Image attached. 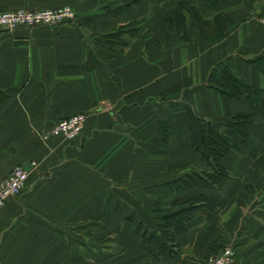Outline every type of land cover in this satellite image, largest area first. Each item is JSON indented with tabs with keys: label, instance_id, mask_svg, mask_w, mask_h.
<instances>
[{
	"label": "crops",
	"instance_id": "1",
	"mask_svg": "<svg viewBox=\"0 0 264 264\" xmlns=\"http://www.w3.org/2000/svg\"><path fill=\"white\" fill-rule=\"evenodd\" d=\"M257 1L255 11L247 4V11L235 12L240 0L215 9L236 22L216 44L202 39L186 15L190 42L179 44L166 26L168 11L188 3L203 16L197 0H141L116 16L103 8L109 0H0L6 9L68 6L75 12L56 27L0 32V179L17 165L36 163L23 193L0 211V264H93L92 241L67 235L78 225H93L94 212L109 226L118 204L153 225L159 222L151 214L156 203L167 214L172 201L195 195L165 186L175 167L180 176L206 170L191 149L185 109L241 146L225 157L230 179L209 192L216 212L198 214L185 234L174 237L185 251L175 260L134 237L112 260L104 245L105 264H203L227 244L239 250L236 264H264V112L240 140L225 124L250 112V105L207 88L212 68L230 59L237 78L264 89V75L246 62L264 54V30L256 22L264 0ZM138 20L142 29L125 47L111 52L99 42ZM78 114L91 115L83 142L41 140L45 129ZM160 124L172 134L168 142L161 140Z\"/></svg>",
	"mask_w": 264,
	"mask_h": 264
},
{
	"label": "trees",
	"instance_id": "2",
	"mask_svg": "<svg viewBox=\"0 0 264 264\" xmlns=\"http://www.w3.org/2000/svg\"><path fill=\"white\" fill-rule=\"evenodd\" d=\"M167 0H153L156 4H162ZM203 6V16L198 12L196 6L188 3H179L168 11L166 24L174 31V36L179 42H188V33L185 25L186 15H189L197 27L202 39L210 43L220 42L226 37L228 19L223 13H216L215 9L223 5L227 0H197ZM141 0H109L104 5V10L110 16H116L133 6L138 5ZM142 20L133 21L127 25L120 26L98 38L99 42L106 45L114 52V47L123 48L127 45L126 38L134 37L141 28ZM126 37V38H124ZM228 60V59H227ZM230 60V59H229ZM249 65L264 75V54L246 61ZM218 63L214 66L207 78V88L217 91L221 96L231 100L245 99L250 105V112L239 113L232 116L226 123V127L237 138H247V127L253 123L258 111L264 112V89H259L237 78L231 70L230 65ZM185 119L188 122V132L191 146L199 155L200 160L206 167L201 172H191L168 181L165 186L172 193H184L190 190L198 191L183 203L172 201L168 206L170 212L164 214L162 205L156 203L152 213L159 215V222L154 230H150L142 221H139L134 230V235L145 244L155 247L157 254L167 261L175 260L182 254L180 246L174 242L173 236H181L187 232V224L198 214L212 215L217 210L216 201L209 192L230 179L224 160L230 152H239L240 143L218 130L213 124L204 122L191 110L185 109ZM159 129L166 137L168 130L162 124ZM134 217L126 220L133 222Z\"/></svg>",
	"mask_w": 264,
	"mask_h": 264
},
{
	"label": "rangeland",
	"instance_id": "3",
	"mask_svg": "<svg viewBox=\"0 0 264 264\" xmlns=\"http://www.w3.org/2000/svg\"><path fill=\"white\" fill-rule=\"evenodd\" d=\"M227 1H229V0H227ZM226 1V2H227ZM225 2V3H226ZM259 1H257V0H240V2H239V5H238V7H236V9H235V12H239V9H244L245 11H247V4L249 5L250 4V10H252V11H255L256 10V8H255V6H256V3H258ZM224 3V4H225ZM223 4V5H224ZM0 8H2V7H0ZM3 9H6V8H3ZM16 9H19V8H16ZM22 9H24V8H22ZM12 10V9H11ZM28 10H30V9H28ZM261 10H263V9H261ZM241 12V11H240ZM260 15L259 16H257L256 17V22H257V20L260 18H264V11H262V12H260L259 13ZM227 17V19H228V26H227V29H226V36L229 34V32H230V29H229V24H231V28L235 25V20L233 19V20H229V17L228 16H226ZM263 30H264V27L263 26H261L259 23H257ZM166 26L167 27H169L170 29H172L170 26H168L167 24H166ZM195 28L197 29V27L195 26ZM142 29V23H141V28H140V30ZM233 29V28H232ZM33 30V29H32ZM187 30V29H186ZM139 32V31H138ZM173 33H174V31H173ZM174 36V35H173ZM135 37V36H134ZM134 37H132V38H134ZM124 38H126V37H124ZM132 38H126L127 39V42H129L130 40H132ZM174 38L177 40V38L174 36ZM188 38H189V35H188ZM225 39V38H224ZM224 39H222V40H224ZM221 40V41H222ZM220 41V42H221ZM177 42L179 43V44H187V43H189L190 42V38H189V41L188 42H179L178 40H177ZM207 42V41H206ZM209 44H216V43H210V42H208ZM218 43V42H217ZM128 44V43H127ZM222 62H224L223 64H226L227 66H229L230 65V60L228 59V60H225V61H222ZM221 63V62H220ZM215 91V90H214ZM215 92H217V91H215ZM218 93V92H217ZM219 94V93H218ZM223 97V96H222ZM258 112H262V111H258ZM84 116H85V122H84V126H83V129H82V131H81V133H80V135H78L76 138H74L73 140H71V141H61V139H59V141H61L62 143H75V144H77L78 145V143H81V142H83V137H84V132H85V128H86V124H87V122H88V119L90 118V116L91 115H88V114H83ZM232 118V117H231ZM230 118V119H231ZM61 120V119H60ZM201 120H203L204 122H210V123H212L213 124V122L212 121H208V120H205V119H201ZM59 121V120H58ZM230 121V120H229ZM228 121V122H229ZM227 122V123H228ZM253 123H254V120H253ZM252 123V124H253ZM52 126V125H51ZM50 126V127H51ZM225 126H226V124H225ZM250 126V125H249ZM249 126H248V128H249ZM49 127V128H50ZM213 127H214V129L215 130H217V128H216V126L213 124ZM49 128H47V129H49ZM227 128V127H226ZM47 129H45L44 131H46ZM247 131V130H246ZM161 136H162V142L163 143H165V142H168L169 141V139H170V137H171V133L170 132H168V137H166V141H165V139H164V135H163V133L161 132ZM247 138H248V136H247ZM247 138H245V139H247ZM51 139V138H50ZM58 139V138H57ZM42 140V139H41ZM243 140V139H242ZM191 149H193L192 148V146H191ZM193 152H194V150H193ZM241 152V148H240V151L239 152H237V153H240ZM195 153V152H194ZM196 154V153H195ZM164 157V156H163ZM198 157H199V155H198ZM175 172H173L174 173V175L173 176H175V178L174 179H176V178H178V177H180V174H178V173H180L179 171H178V169H177V167H175ZM192 172H194V171H192ZM201 172V171H200ZM172 173V172H171ZM191 173V172H190ZM181 176H183V175H181ZM171 181V180H170ZM158 184H159V182H157ZM14 198H16V197H14ZM11 199H13V198H11ZM10 200V199H9ZM8 200V201H9ZM113 199L111 198V203L113 202L112 201ZM7 203V202H6ZM6 205V204H5ZM5 205H4V207H5ZM117 205L118 204H116V206H115V208L114 209H111V211H110V214H109V220H108V224H109V226H106V223L105 222H107V219L106 218H102L101 217V215L100 214H98V213H96V212H94L93 213V215H91V216H93V221H94V223H93V225H78L76 228L77 229H73V231H68V235L67 236H71V237H73V238H78V239H90L89 241H92V243H93V249H94V258H93V264H105L109 259H107V260H105L106 259V257H103V256H101V250H102V248H105V246L104 245H108L109 246V249H108V251H110V252H108V253H110V260H112V259H114V257H116V256H118L119 255V253L121 252H124L125 250H123V249H125L126 247L125 246H127L128 244L131 246L132 244H130V243H132L133 242V240H132V238H134V237H136L135 235H134V230H135V228H136V225H137V223L139 222V221H142V220H140L139 218H138V216L135 214V213H132V212H121L122 210V208H120V210H119V208H117ZM3 207V208H4ZM155 207V206H154ZM153 207V208H154ZM2 208V209H3ZM162 208H165V206L164 205H162ZM1 209V210H2ZM125 209H126V207H125ZM170 209V208H169ZM0 210V211H1ZM124 210V209H123ZM151 214H154V213H152L151 212ZM130 216H132V217H134V219H133V222L132 223H128L127 222V218L128 217H130ZM157 216H158V214H157ZM143 222V221H142ZM102 223H104L105 224V227H106V229L104 228V224H102ZM150 230H154L155 229V224L157 223H154L153 225H150V224H146L145 222H143ZM150 226V227H149ZM104 228V229H103ZM174 237L175 236H173V240H174ZM138 238V237H137ZM139 240L140 241H142L140 238H139ZM131 241V242H130ZM128 243V244H127ZM143 243V242H142ZM143 244H145V243H143ZM106 248H107V246H106ZM181 248V247H180ZM210 247H208L207 248V250L209 249ZM218 250H216L214 253H212L211 255H210V253H208V255L205 257V259H204V263L203 264H215L216 262H217V260L219 259V256L225 251V250H227V249H229V251H230V253L232 254V256H231V258H232V262H233V264H236L238 261H239V250L237 251V248H235L232 244H227V245H224V246H222V245H219L218 246ZM121 249V250H120ZM182 249V248H181ZM120 250V251H119ZM185 251L182 249V254L184 253ZM181 254V255H182ZM82 263V262H81ZM81 263H79V264H81ZM110 264H113V263H110Z\"/></svg>",
	"mask_w": 264,
	"mask_h": 264
},
{
	"label": "built area",
	"instance_id": "4",
	"mask_svg": "<svg viewBox=\"0 0 264 264\" xmlns=\"http://www.w3.org/2000/svg\"><path fill=\"white\" fill-rule=\"evenodd\" d=\"M74 16V10L68 6L35 10L0 8V32L12 33L18 28L56 27L73 20ZM257 23L264 27V18H259ZM84 122L83 114L63 118L44 131L41 139L43 142H47L50 138H58L64 142L71 141L80 135ZM29 166L28 168L25 165H17L7 176L0 179V210L9 199L20 196L25 190L30 168H35L36 163L31 162ZM231 256L227 249L215 264H233Z\"/></svg>",
	"mask_w": 264,
	"mask_h": 264
}]
</instances>
